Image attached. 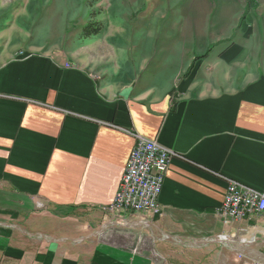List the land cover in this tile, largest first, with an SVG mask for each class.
I'll return each instance as SVG.
<instances>
[{"label":"crops","instance_id":"0c3cea01","mask_svg":"<svg viewBox=\"0 0 264 264\" xmlns=\"http://www.w3.org/2000/svg\"><path fill=\"white\" fill-rule=\"evenodd\" d=\"M251 9L264 22V0ZM244 17L238 6L228 33L190 26L159 50L154 20L135 24L139 45L112 39L107 54L94 38L29 44L16 57L17 47L0 48V264H168L174 245L231 233L238 223L216 214L224 176L264 187V36ZM122 128L180 157L158 214L110 222L102 207L133 145ZM253 247L210 264H264Z\"/></svg>","mask_w":264,"mask_h":264},{"label":"rangeland","instance_id":"374dc122","mask_svg":"<svg viewBox=\"0 0 264 264\" xmlns=\"http://www.w3.org/2000/svg\"><path fill=\"white\" fill-rule=\"evenodd\" d=\"M255 1L257 0H0V48L5 50L11 47L9 50H12L17 47L18 51L11 55L16 57L22 55V49L28 48L29 44H44V47L59 50L62 47H75L88 38H94L99 45L97 50L107 54L112 39L121 42L131 37L139 45L143 28L135 24L140 20H154L159 25L156 31L159 50L161 43L167 45L175 37L182 36L184 31L186 35L191 34L190 26L194 27L192 31L196 36L204 35L206 38L228 33V23L238 6L242 7V12L248 19V15L255 16L256 12L251 9ZM254 19L253 23L249 18L248 23L253 26L255 35L260 33V36H264L263 19L258 21L256 16ZM233 34L235 35V31ZM230 35L232 36V32ZM137 50H140L139 46ZM122 130L126 132L130 129ZM128 135L131 136L129 133ZM174 157L180 156L177 154ZM223 179L226 191V180L233 178L224 176ZM37 206L41 207L42 204L38 203ZM218 209L216 214L220 218ZM102 211L107 214L105 210ZM122 213L128 212L120 211L107 218L111 222L112 218ZM232 222H237L238 225L231 226L232 231L228 236H212L206 242L189 244L188 247L174 245L167 256L168 264H210L220 256H226L228 260L240 258L242 253L238 249L246 246L264 251V217L229 220L225 224ZM242 237L247 238L243 240Z\"/></svg>","mask_w":264,"mask_h":264},{"label":"built area","instance_id":"2783aa9c","mask_svg":"<svg viewBox=\"0 0 264 264\" xmlns=\"http://www.w3.org/2000/svg\"><path fill=\"white\" fill-rule=\"evenodd\" d=\"M133 145L121 176L114 199L102 207L107 214L124 211L159 212L158 195L169 162L175 154L156 140L137 131H126ZM227 189L219 207L224 221L252 220L264 216V189H256L234 179H227Z\"/></svg>","mask_w":264,"mask_h":264},{"label":"bare ground","instance_id":"6f19581e","mask_svg":"<svg viewBox=\"0 0 264 264\" xmlns=\"http://www.w3.org/2000/svg\"><path fill=\"white\" fill-rule=\"evenodd\" d=\"M103 231V230H102ZM101 233V232H100ZM228 236V235H227ZM246 236V235H245ZM245 238H247V237H242V239L244 240ZM248 240V239H247Z\"/></svg>","mask_w":264,"mask_h":264}]
</instances>
